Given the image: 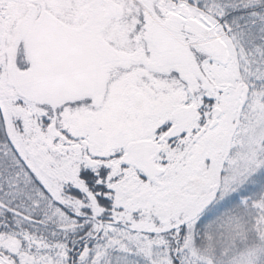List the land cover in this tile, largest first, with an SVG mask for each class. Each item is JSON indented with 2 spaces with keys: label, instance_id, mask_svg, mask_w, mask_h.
Returning a JSON list of instances; mask_svg holds the SVG:
<instances>
[{
  "label": "snow or ice",
  "instance_id": "obj_1",
  "mask_svg": "<svg viewBox=\"0 0 264 264\" xmlns=\"http://www.w3.org/2000/svg\"><path fill=\"white\" fill-rule=\"evenodd\" d=\"M0 264H264V0H0Z\"/></svg>",
  "mask_w": 264,
  "mask_h": 264
}]
</instances>
